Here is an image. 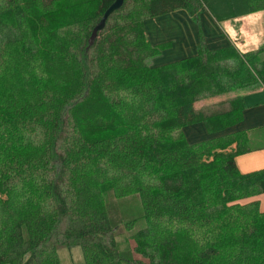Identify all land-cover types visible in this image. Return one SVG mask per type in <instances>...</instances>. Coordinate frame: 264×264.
Segmentation results:
<instances>
[{
  "label": "trees",
  "instance_id": "16d2710c",
  "mask_svg": "<svg viewBox=\"0 0 264 264\" xmlns=\"http://www.w3.org/2000/svg\"><path fill=\"white\" fill-rule=\"evenodd\" d=\"M114 1L0 0V264H60V246L83 264H142L118 247L108 191L139 197L145 227L126 241L149 264H264V212L240 203L264 194V169L241 174L247 135L221 134L242 121L238 92L264 87V47L209 50L200 35L194 56L153 66L170 44L144 28L264 0H124L92 38ZM222 96L226 111L195 108ZM196 124L217 136L189 144Z\"/></svg>",
  "mask_w": 264,
  "mask_h": 264
},
{
  "label": "crops",
  "instance_id": "0c3cea01",
  "mask_svg": "<svg viewBox=\"0 0 264 264\" xmlns=\"http://www.w3.org/2000/svg\"><path fill=\"white\" fill-rule=\"evenodd\" d=\"M258 14H262V16H258L259 19L257 18L255 25L257 26L259 23L264 25V12H258L240 18H251ZM240 18L223 21L224 24H231L227 25L226 29L228 32L222 27V22H216L208 12H202L200 14L198 23L184 10H177L146 20L144 22V28L147 41L151 45L170 44L169 49L162 52L165 57L160 59V56L153 59L152 62L154 63L152 65L160 66L194 56L200 42V35L209 50L225 47L228 44L234 45L233 40H242V35L236 33V28L240 24L237 27L232 26V21L239 20ZM230 34L233 36V39ZM255 44L253 46L255 48L251 51H255L257 47L264 45V39L256 41ZM241 96L246 105V109L243 111L242 121L221 134H230L239 131L246 133L250 151L236 156L234 161L238 171L241 174H247L264 169V87L259 86L251 90L243 91ZM183 133L189 144H195L217 136L213 135L209 137L210 135L207 133L203 124L186 127L183 129ZM235 148V145L231 147L232 150ZM243 201H258L260 211L264 212V194Z\"/></svg>",
  "mask_w": 264,
  "mask_h": 264
},
{
  "label": "rangeland",
  "instance_id": "374dc122",
  "mask_svg": "<svg viewBox=\"0 0 264 264\" xmlns=\"http://www.w3.org/2000/svg\"><path fill=\"white\" fill-rule=\"evenodd\" d=\"M264 12V11H261ZM258 13V12H257ZM260 14L254 15L251 18H240L239 20L232 21V26L234 25L237 27L238 24H240L239 27L236 28V33L242 35V40L234 41L235 48L238 51L241 52H249L253 50L256 44V41L264 39V25L262 23L255 25L256 20ZM262 14L259 16L261 17ZM259 19V18H258ZM222 27L225 28V31H227V25L231 24H224ZM150 28V26H149ZM231 38L233 39V36L230 34ZM264 47V45H261L257 47V49ZM164 54H161V58L163 59ZM159 56V57H160ZM158 58V57H157ZM155 59V58H154ZM159 59V60H160ZM153 59L149 61V64L151 65ZM262 86L260 84H256L254 86H251L250 88H246L243 90H240L238 94L241 96L243 91L251 90L256 87ZM234 96V94L232 95ZM228 102L229 97L228 96H222V97H215V98H209L205 100H200L197 102L195 108L196 109H209L218 111H226L228 109ZM205 107V108H203ZM213 135H210L211 137ZM211 139V138H208ZM104 203L106 206L107 213L109 217L111 218L112 222L119 226V231L116 232V234L120 235L117 237V240H119L118 247L123 252L129 253L132 258H134L136 261L141 260L142 264H149L148 260L141 258L140 256L133 253V242L126 241V238L130 239L137 231L143 229L145 227V223L143 218V211L140 204V199L137 195H130L122 198H115L110 191L106 192L104 194ZM250 201H241V204H247ZM264 208V207H263ZM263 210V209H262ZM132 222L133 226L131 230L124 231L123 226L124 223ZM58 258L60 261V264H83V257H82V251L78 246H72L70 248L66 246H60L58 248ZM128 254V256H129Z\"/></svg>",
  "mask_w": 264,
  "mask_h": 264
},
{
  "label": "water",
  "instance_id": "95a60500",
  "mask_svg": "<svg viewBox=\"0 0 264 264\" xmlns=\"http://www.w3.org/2000/svg\"><path fill=\"white\" fill-rule=\"evenodd\" d=\"M124 0H115L114 3L106 10V12L104 13L101 21L98 23V25L95 27L94 31H93V36L92 38L95 37V34L102 30L104 28L105 22L107 20V18L116 10H118L122 4H123Z\"/></svg>",
  "mask_w": 264,
  "mask_h": 264
}]
</instances>
